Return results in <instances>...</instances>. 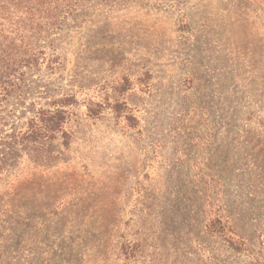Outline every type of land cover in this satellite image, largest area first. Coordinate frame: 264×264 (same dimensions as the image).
<instances>
[{
  "label": "rangeland",
  "instance_id": "obj_1",
  "mask_svg": "<svg viewBox=\"0 0 264 264\" xmlns=\"http://www.w3.org/2000/svg\"><path fill=\"white\" fill-rule=\"evenodd\" d=\"M45 52L68 146L0 175V264H264V0L82 2Z\"/></svg>",
  "mask_w": 264,
  "mask_h": 264
},
{
  "label": "trees",
  "instance_id": "obj_2",
  "mask_svg": "<svg viewBox=\"0 0 264 264\" xmlns=\"http://www.w3.org/2000/svg\"><path fill=\"white\" fill-rule=\"evenodd\" d=\"M91 1L108 0H0V175L24 152L52 159L56 141L68 146L64 126L72 97L25 105V76L51 64L48 39L80 3Z\"/></svg>",
  "mask_w": 264,
  "mask_h": 264
}]
</instances>
